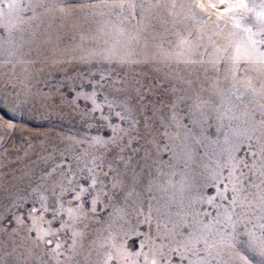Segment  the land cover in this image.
<instances>
[{
    "label": "rangeland",
    "instance_id": "374dc122",
    "mask_svg": "<svg viewBox=\"0 0 264 264\" xmlns=\"http://www.w3.org/2000/svg\"><path fill=\"white\" fill-rule=\"evenodd\" d=\"M205 8L211 14L224 16L206 3ZM48 58L45 69L32 68L27 82L14 76L0 85V264H104L112 251L111 244L122 247L130 259L111 260L109 264H150L154 255L157 264H161L157 249L162 245H168L165 254L171 264H176L171 252L175 245L169 244V232L179 231L167 216L178 212L214 216L219 211L216 205H226L221 194L231 193L224 191L229 184V169L224 167L228 160L225 149L235 145L233 154L246 159V144L242 141H247V137H237L233 132L247 128L245 121L249 118L220 119L223 127L219 129L218 113H213L218 106L212 101L207 121L197 131L192 104L200 103L201 98L208 99L187 98L185 88L164 83L147 73L146 63L143 67L118 61L77 65L57 56ZM121 83L126 85L125 90L118 91L114 86ZM135 83L139 89L128 87ZM225 91L220 89L222 95H226ZM247 101V97L243 102L235 100V115H241ZM223 106L220 108L226 112L230 104ZM261 115L257 109L256 119ZM115 126L129 135L108 149H99L95 142L110 141ZM200 135L206 137L202 142L197 140ZM169 136L195 138L189 141L192 164L185 166L183 161H173L169 166L172 152L164 145L175 148ZM131 137H136L130 142L139 151L122 150ZM219 142L225 143L220 146ZM155 145H159L160 152L153 151ZM200 159L209 164V174L207 169H201ZM215 163L222 170L219 181ZM97 164L105 170L118 169L120 186L112 189L110 178L116 173L109 172V177L104 178L107 196H99L90 205L82 201H91L95 194L86 192L82 201H75L73 196L88 188L93 175L89 169ZM195 166L200 169L196 178L192 176L184 192L179 191L184 182L180 174ZM100 171L96 168L97 173ZM203 180L205 190L201 191ZM188 199L197 202L199 210L186 203ZM167 201H171V206L165 215L157 209ZM76 204L86 215L72 222L66 210ZM89 207L92 211H88ZM203 217L206 223L212 219ZM64 221L68 223L62 226ZM73 232L78 235L73 236ZM183 232L184 229L180 233ZM238 232L239 242L246 247L250 239L248 229L238 225ZM256 236L259 240L254 241L255 251L235 247L236 252L247 256L249 264H258L254 258L260 257L259 249L264 246V236L259 232ZM48 239L60 241L63 256L51 251L54 245H47ZM73 239L78 251L73 259L66 260L65 249ZM209 264H225V260L210 258Z\"/></svg>",
    "mask_w": 264,
    "mask_h": 264
},
{
    "label": "snow or ice",
    "instance_id": "6c2138e0",
    "mask_svg": "<svg viewBox=\"0 0 264 264\" xmlns=\"http://www.w3.org/2000/svg\"><path fill=\"white\" fill-rule=\"evenodd\" d=\"M224 5L222 14L227 17V21L232 22L231 27L235 30L230 37H225L224 41L213 39L219 36V32H192L184 30V33L177 32L175 47L164 54V62H170L176 70V79L181 86L189 91L208 92L215 94V90L220 88L221 84L229 88L232 96L243 102L244 97L248 98L241 115L237 116L233 108L237 107L231 103L230 107L223 115H218L217 119H241L248 117L245 121L248 124L243 130L236 129L233 134L237 137L246 136L245 158H237L233 152L235 145L230 146L225 151L228 154V160L224 167L229 169V184L225 186L224 191L230 192V196L221 194V201H227L216 205L219 211L213 216L212 213H205L207 217H212L207 223L200 219V213L192 216V219L181 225L184 229L183 234L180 232H169V244L175 247L171 252L175 255L176 264H207L208 258L213 260L220 258L225 260V264H249L247 256L241 255L234 250V242H225L222 239V233L228 228L235 229L242 225L248 229L249 240L247 248L241 245V250L247 252L249 249L255 251L254 241L259 239L256 233L259 232L264 236V0H235L234 3L225 4V0H220L219 4L209 5L213 8H220ZM74 5L75 7H69ZM190 9H203L204 4L192 0L187 5ZM14 11L12 19L7 22H0V37L6 32L12 37L10 47H4L0 44V65L12 64L14 62H23V48L35 42L36 29L34 25L39 19L40 22L54 21L60 18L80 17L87 21L90 18H102L101 27L97 29V36L93 39H103L105 35L113 41V47H124L135 41L137 45L143 43L145 49L150 50L151 43L155 40L153 32L156 30L154 21H159L164 17L165 23H178L177 17L180 15L176 10L183 8L185 5L179 0H11L5 5ZM2 12V9H0ZM31 13V15H28ZM232 13V15H227ZM211 20V16L204 17ZM3 17L0 16V21ZM219 27V25H217ZM112 57H106L111 59ZM120 63H127L128 58H121ZM118 91L125 90L126 85L121 83L115 85ZM133 89H139V84L128 85ZM142 95V94H141ZM211 95L208 100L201 99L200 103L195 101L192 104V115L200 121L209 115L211 109ZM248 105L255 107L249 109ZM99 108V105H97ZM260 110L262 115L257 120L255 117L256 110ZM229 113L232 115L229 117ZM112 139L110 141L97 140L95 145L99 149H108L110 145L124 139L129 133L124 132L118 126L112 127ZM131 137L126 141L122 150L131 149L133 152L139 151L133 148ZM194 137L186 136H169V140L175 144L173 149L170 144L164 147L172 152L170 167L173 161H183L185 166L193 160L192 145L190 140ZM254 141V142H252ZM227 143V141H226ZM153 151L160 152L159 145H155ZM83 156L84 154L81 153ZM99 159V157H97ZM100 168V173L96 172ZM96 168H90L89 172L93 173L87 189H81L73 199L82 201L84 193L94 195L91 201L84 200L83 203L95 204L99 196H107L104 178L109 177V172H115L116 175L110 179L112 189L120 186L117 180L119 175L118 169L103 168L102 164H97ZM163 175V169H161ZM189 180L185 175V181L181 183L180 190L184 191ZM222 182V181H221ZM170 183V181H169ZM211 202V201H209ZM171 206V201L162 204L157 211L164 212ZM88 211H92L89 207ZM68 220L75 222L80 220L86 213L80 212L79 204L66 210ZM171 221V216H168ZM68 221L62 222V226ZM55 235V233H45ZM73 236L78 233L73 232ZM180 237L177 239V237ZM47 245H54L51 251L57 256H63L60 251L63 247L59 240L55 243L52 239L45 241ZM264 243V242H262ZM105 246V245H102ZM168 245H162L157 249V255L161 264H171V259L165 254L164 249ZM112 251H109L104 260V264H109L111 260L130 259L129 255L122 247L111 244ZM68 256L65 259H73L76 251V240L65 249ZM139 255V254H137ZM261 257L260 264H264V246L259 249ZM226 258V259H225ZM150 264H157L154 255Z\"/></svg>",
    "mask_w": 264,
    "mask_h": 264
},
{
    "label": "bare ground",
    "instance_id": "6f19581e",
    "mask_svg": "<svg viewBox=\"0 0 264 264\" xmlns=\"http://www.w3.org/2000/svg\"><path fill=\"white\" fill-rule=\"evenodd\" d=\"M10 2L11 0H0V9H2V12H0V16L3 17V20L0 22H7V20L12 19V17L14 16V11L8 7H5V5ZM179 2L183 3L185 7L178 8L176 10L180 13V15L177 17L178 23H176L175 25H173L172 23H165L164 17H160L159 21H154V23L156 24V30L153 32L155 40L151 43L150 50L145 49L143 43L137 45L135 41H132L127 46L114 48L113 41L107 35H105L103 39H93L97 36V29L101 27L100 21L102 20V18L100 17H97L95 19L90 18L87 21L81 19L78 16L67 19L60 18L54 21L44 22H40V20L38 19L36 24L34 25V28L36 29L35 42L26 45L22 50L23 62H14L12 64L0 65V85L2 84V82L12 80L14 76H20L25 83V81L28 80L27 78L29 74L32 73V68H34L35 66H40L41 69L46 68L45 65L46 63H48L47 60L50 59L48 57L57 56L60 57L61 60L64 59L65 61H71L77 65H89L88 63L96 62H119L120 59L123 57L128 58L129 61L123 64L127 66H129L130 64H135L138 67H143L146 63L148 64V68H146L147 73L157 76L164 83L171 84L178 88H184L181 86L180 82L175 78L176 70L174 69V66L170 62H164L163 59L164 54L175 47V41L177 40L176 33H184V30L192 32L194 35L197 31H199L200 33L208 32L209 35H211L213 32H219L220 35L218 37L214 36L213 39H219L223 42L224 38L230 37L231 33L235 30L231 27L232 22H226L227 18L225 16L211 14L205 7L203 9H190L187 5L190 4L192 0H179ZM196 2L202 3L204 5L206 3V5L209 6L212 4H219L220 0H196ZM234 2L235 0H225V4H231ZM69 7L75 6L69 5ZM209 8L213 11L222 13L224 5L222 4L220 8H213L210 6ZM28 15H31V13H28ZM228 15H232V13H228ZM206 16H211L212 19H204V17ZM217 25H219V27H217ZM11 41L12 37L9 36L6 32H3V36L0 37V44H3V46L7 48L10 47ZM106 57L112 58L106 59ZM221 88H224L226 90V95H222V93L220 92ZM185 94L187 98L192 99H200V97L208 99L211 95V101H213V103L218 106V108H214L215 111L213 113H218V115H223L225 113V111L220 107H224L223 105L225 103L229 104L230 97L232 104H235L236 100L235 98H232V94L229 91V88L225 87L223 84H221L220 88L215 90V94L203 91L196 92L189 90H187ZM230 116L231 115L229 113V117ZM227 120L236 121V119L230 118H227ZM206 121L207 117L202 118L200 121L195 120V129L197 131H200L202 129V124ZM218 126L219 129H222L223 127L221 125L220 119ZM203 137V135H200L197 137V140L199 142H202L204 141ZM205 143L208 146H213L211 143H208L206 141ZM223 144L219 142L217 145L223 146ZM189 163H191V161ZM199 165H203L201 169L209 168V164L205 162L204 159H200ZM213 165H215L216 167V173L219 177V181L221 180L222 170L219 166L216 165V163ZM194 169H197V166L192 167L190 171L185 174H180L182 182L185 181L186 174L189 176V179L192 178V176L194 179L196 178L197 172H199L200 169H197L198 171ZM207 170H205V172H207ZM209 173L210 172L208 170L207 174ZM205 182L206 180H203V182L201 183V191L205 190ZM186 201V203L192 204L194 208L199 210L197 202L194 203V200L191 199H188ZM196 209H194V211ZM195 214L197 213L178 212L176 215L168 214V216H171V221H174V223L177 224L175 230L181 232L183 230V227L180 226L181 221L187 223L186 220L188 218L191 220L192 216ZM203 216L204 215L201 214L200 219L203 220ZM228 230V234L225 231L222 233L223 241L234 242V250L236 249L235 247H241L242 244L239 242L238 239L240 236L238 232V226L235 229L228 228ZM255 243L254 247H256ZM249 250L251 251L252 249ZM210 258L211 257L208 258L207 264H209ZM254 259L256 263L260 264L261 257ZM229 264H232V262H229Z\"/></svg>",
    "mask_w": 264,
    "mask_h": 264
}]
</instances>
